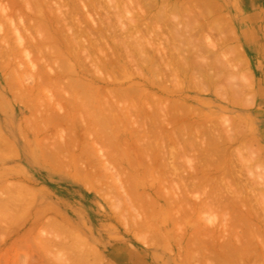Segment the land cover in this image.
Listing matches in <instances>:
<instances>
[{
    "label": "rangeland",
    "instance_id": "374dc122",
    "mask_svg": "<svg viewBox=\"0 0 264 264\" xmlns=\"http://www.w3.org/2000/svg\"><path fill=\"white\" fill-rule=\"evenodd\" d=\"M0 264H264V0H0Z\"/></svg>",
    "mask_w": 264,
    "mask_h": 264
},
{
    "label": "bare ground",
    "instance_id": "6f19581e",
    "mask_svg": "<svg viewBox=\"0 0 264 264\" xmlns=\"http://www.w3.org/2000/svg\"><path fill=\"white\" fill-rule=\"evenodd\" d=\"M72 1H73V0H72ZM75 1H76V0H75ZM77 3H78V2H77ZM68 6H69V5H68ZM76 7H77V6H76ZM65 14H66V13H64V15H65ZM67 14H69V13H67ZM57 16H58V15H57ZM57 16H56V17H57ZM69 16H70V15H69ZM58 17H59V16H58ZM140 17H141V16H140ZM69 18H71V17H69ZM57 19H58V18H57ZM71 19H72V18H71ZM102 19H103V18H102ZM58 20H59V19H58ZM74 20H75V19H74ZM69 21H70V20H69ZM91 21H92V20H91ZM65 22H66V21H65ZM59 23H61V22H59ZM97 23H98V22H97ZM134 23L136 24V22H134ZM137 23H138V22H137ZM65 25H66V24H65ZM73 25H74V24H73ZM60 26H61V25H60ZM133 26H134V25H133ZM64 27H65V26H64ZM99 27H100V26H99ZM67 28H70V27H67ZM67 28H66L65 31L70 30V29H67ZM107 28H108V27H107ZM61 30H62V28H61ZM71 30H73V29H71ZM65 31H64V32H65ZM138 32H139V31H138ZM70 33H71V32H70ZM70 33H69V34H70ZM89 33H90V32H89ZM81 34H82V32H81ZM84 34H86V33H84ZM73 35H74V33H73ZM80 36H81V35H80ZM70 37H71V36H70ZM77 38H78V37H77ZM66 39H67V37H66ZM18 40H19V39H18ZM67 40H68V39H67ZM76 40H77V39H76ZM147 40H148V39H147ZM69 41H70V40H69ZM77 42H78V41H77ZM70 43H72V42H70ZM83 43H84V42H83ZM83 43H80V44H83ZM151 43H152V42H151ZM151 43H150V44H151ZM72 44H73V43H72ZM72 44H71V45H72ZM75 44H76V42H75ZM80 44H79V45H80ZM95 45H96V44H95ZM92 46H93V44H92ZM151 46H152V45H151ZM154 46H156V45H154ZM72 47H73V46H72ZM84 47H85V46H84ZM80 48H82V46H81ZM161 48H163V47H161ZM77 49H78V48H77ZM95 49H96V48H95ZM156 49H157V48H156ZM83 50H84V48H83ZM81 51H82V50H81ZM82 52H83V51H82ZM162 52H163V51H162ZM164 52H165V51H164ZM92 54H93V53H92ZM164 59H165V58H164ZM91 60H92V59H91ZM167 60H168V59H167ZM136 113H137V112H136ZM155 115H156V114H155ZM155 115H154V117H155ZM154 117H153V118H154ZM145 118H146V117H145ZM151 122H153V121H151ZM150 124H152V123H150ZM138 126H139V125H138ZM149 127H150V126H149ZM141 129H142V128H141ZM151 130H152V129H151ZM138 131H139V129H138ZM140 132H141V131H140ZM144 132H145V131H144ZM146 132H147V131H146ZM155 132H156V131H155ZM138 133H139V132H138ZM147 133H148V132H147ZM154 136H155V135H154ZM161 136H162V135H161ZM172 137H173V136H172ZM138 140H140V139L138 138ZM147 141H148V140H147ZM147 141H146V142H147ZM146 142H145V143H146ZM153 143H154V142H153ZM143 144H144V143H143ZM162 144H164V143H162ZM147 145H148V144H147ZM154 147H155V146H154ZM155 148H156V147H155ZM155 150H156V149H155ZM162 153H163V152H162ZM144 155H145V154H144ZM160 156H161V155H160ZM163 156H164V155H163ZM145 157H146V155H145ZM149 159H150V157H149ZM153 159H154V158H153ZM158 159H159V158H158ZM161 159H162V157H161ZM159 160H160V159H159ZM159 160H158V161H159ZM150 162H152V161H150ZM149 165H150V163H149ZM150 166H151V165H150ZM157 166L159 167V165H157ZM157 166H156V167H157ZM150 168H151V167H150ZM152 168H153V167H152ZM159 168H160V167H159ZM158 170H159V169H158ZM161 170H162V169H161ZM164 170H165V169H164ZM162 179H163V178H162Z\"/></svg>",
    "mask_w": 264,
    "mask_h": 264
}]
</instances>
